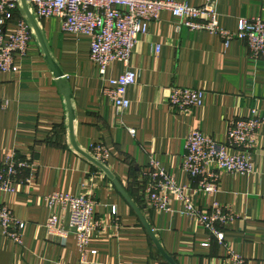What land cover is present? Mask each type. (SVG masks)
Returning <instances> with one entry per match:
<instances>
[{"label":"crops","instance_id":"obj_1","mask_svg":"<svg viewBox=\"0 0 264 264\" xmlns=\"http://www.w3.org/2000/svg\"><path fill=\"white\" fill-rule=\"evenodd\" d=\"M173 1L201 7L209 0ZM215 1L226 30L236 32L242 18L264 19V0ZM39 25L69 82L79 150L91 155L93 145L106 147L109 156L104 165L176 264H220L225 248L211 242L206 229L184 214L180 202L171 197L168 212L148 205L142 173L154 158L178 182L190 184L182 164L193 131L202 130L225 143L230 122L251 116L254 108L264 114V60L253 61L245 42L233 41L227 47L219 36L191 31L164 11L135 49L132 67L138 80L128 91L131 106L123 111L102 95L108 80L120 76L122 66L112 64L102 78L90 59L88 37L62 32L58 19ZM16 65L18 72L0 74V166L16 154L32 167L21 175L22 181H30L18 185L17 193H0V204H7L17 219L27 223L21 245L0 228V264H81L82 252L73 233L65 241L48 235L52 211L45 199L55 192L93 197L98 203L103 228L91 239L86 264H168L111 178L74 147L65 97L36 36L27 57H17ZM175 88L204 90L205 106L187 113L173 109L169 97ZM253 155V172L224 174L217 194L194 193L192 200L203 210L214 203L231 210L236 219L225 229L226 240L248 264H264V125Z\"/></svg>","mask_w":264,"mask_h":264},{"label":"built area","instance_id":"obj_2","mask_svg":"<svg viewBox=\"0 0 264 264\" xmlns=\"http://www.w3.org/2000/svg\"><path fill=\"white\" fill-rule=\"evenodd\" d=\"M38 23L58 19L64 33L86 36L90 40V59L106 78L114 63L122 66L117 79L108 80L102 95L123 111L131 102L129 88L137 83L138 74L132 67V58L141 37L146 36L150 26L161 19L164 11L182 21L191 31H205L219 36L228 47L233 41L245 42L253 61L264 60V19L242 18L238 30L232 32L221 26L216 1L209 0L201 7L173 0H25ZM14 23L11 31L8 26ZM35 32L25 14L22 0H0V74L16 73L17 57L26 58ZM161 47L156 49L157 54ZM207 94L198 88H175L169 97L173 109L187 113L205 106ZM264 125V114L251 110V116L230 122L226 142L219 143L202 130L193 131L186 140V153L182 170L191 180L190 184L178 182L154 158L143 171L145 199L155 211H170L173 197L184 206V214L194 217L210 236L226 250L220 264H248L247 260L233 250L226 240L225 229L235 221V214L220 203L203 210L193 200L194 193L211 196L220 190L224 174L245 175L255 169L253 154L259 142V132ZM130 133L135 136L136 130ZM90 154L105 164L109 152L102 144L93 145ZM32 167L16 154L8 157L0 166V193L15 194L22 181L21 175ZM52 211L46 229L51 238L66 240L71 233L76 237L82 252L81 264H86V254L92 237L102 230L98 217V203L93 197L73 196L55 192L45 199ZM112 215H117L115 207ZM27 223L17 219L7 204H0V228L14 243H23ZM68 227V228H67ZM211 244H207L209 246Z\"/></svg>","mask_w":264,"mask_h":264},{"label":"water","instance_id":"obj_3","mask_svg":"<svg viewBox=\"0 0 264 264\" xmlns=\"http://www.w3.org/2000/svg\"><path fill=\"white\" fill-rule=\"evenodd\" d=\"M22 5H23V8H24L25 14L27 15V18H28V20H29L34 32H35V36H36L37 40L39 41V43H40V45H41V47L43 49L44 56H45V61H46L47 65H48L49 69L53 73L54 78L57 81V86L59 88V91L65 97L67 108H68V114H69L71 138H72V143H73L74 147L85 158H87L90 162H92L93 164H95L96 166L101 168L111 178V180L113 181L114 185L116 186L118 192L125 198V200L131 206V208L139 216L142 224L144 225L145 229L147 230V232H148L152 242L154 243L157 251L159 252V254L165 259V261L168 264H176L175 260L164 251L163 247L161 246L160 242L158 241V239L156 237V234H155L153 228L147 222V220L144 217V215L142 214L140 208L135 204V202L127 194V192L121 186V184L114 178V176L107 169V167L104 164H102V163L98 162L97 160H95L88 153L79 150V148L77 147V145H76V143L74 141V135H73L75 112H74V109H73V104H72L73 95H72V92H71V89H70V86H69V82L65 78V75L62 72V70L59 67V65L55 62V60L51 56V54L49 52V49H48V46L46 44L45 38H44L43 33L41 31L40 25L37 22V20L35 19V17L33 16L32 12L30 11V9H29L27 3L25 2V0H22Z\"/></svg>","mask_w":264,"mask_h":264}]
</instances>
